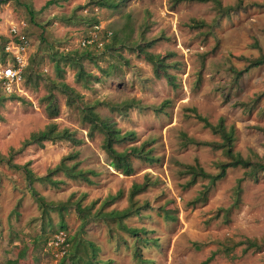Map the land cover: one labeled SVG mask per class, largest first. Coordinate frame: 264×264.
I'll return each instance as SVG.
<instances>
[{"label":"rangeland","instance_id":"rangeland-1","mask_svg":"<svg viewBox=\"0 0 264 264\" xmlns=\"http://www.w3.org/2000/svg\"><path fill=\"white\" fill-rule=\"evenodd\" d=\"M47 1L0 0V72L13 64L12 41L22 36L28 45L17 54L20 71L39 76L35 84L0 80V264H83L91 253L93 264H139L135 250L145 264H198L211 253L208 264H264V247L242 251L248 240H264V172L252 180L246 168L229 167L213 183L197 177L188 186L184 173L185 165L198 164L214 174L226 160L221 150L186 141H220L195 113L211 124L222 118L234 130L232 150L264 160L257 129L264 128V63L254 64L264 55V0H240L226 14L210 0H109L113 8ZM218 1L223 8L236 7L237 0ZM84 38L94 42L83 47ZM138 45L163 57L165 66L155 72ZM66 56L81 60L98 80H76ZM243 68L235 80L233 73ZM85 108L114 122L119 133H134L113 145L130 166L127 174L111 166L103 135H88ZM49 124L73 132L80 143L22 147ZM139 147L149 161L134 155ZM71 150L78 153L77 168L94 172L90 183L61 172L51 173L57 186L38 180ZM144 181L145 189L131 197L129 216L104 215L126 208L131 185ZM35 196L52 206L42 211ZM109 196L115 197L105 203ZM75 201L98 215L82 225ZM224 246H231L228 253Z\"/></svg>","mask_w":264,"mask_h":264},{"label":"trees","instance_id":"trees-1","mask_svg":"<svg viewBox=\"0 0 264 264\" xmlns=\"http://www.w3.org/2000/svg\"><path fill=\"white\" fill-rule=\"evenodd\" d=\"M173 2L176 1H180V0H172ZM198 2H203L206 0H195ZM214 3V5L216 6V8L219 10V12L221 14H226L229 13L232 10H235L238 5H240V0L236 1V7L235 6H225V7H221L220 3L218 0H210ZM51 3H56V0H48L45 5L51 4ZM89 3L97 6L98 8H113L114 4L109 1V0H89ZM27 11H29V8L26 9ZM92 23H94V25L97 23L96 20H93ZM195 26L197 25H202L201 22H197L194 24ZM23 38V37H22ZM14 42H18V38H13ZM150 43H143L141 45L143 46H148ZM140 45H138L137 47H139ZM86 47V46H85ZM142 46H140L139 50L143 51V48H141ZM4 50V47L1 46V51ZM145 57L152 63V67L157 70H160L161 68H163L165 66V63L163 62V57H159L157 55H152L148 52H146L145 50L142 52ZM83 55L85 57H88V51H85L83 53ZM12 58V63L15 65V60L13 58V56H11ZM65 60L70 62L72 65V67H74L76 69L75 72V78L76 80H80L83 83L92 80V81H97L98 78L96 76L90 75L89 73H85L83 70V66L81 63V60L78 59H74L73 57H69L66 56ZM260 63H264V55L262 56L261 61H255L254 64H260ZM127 65V63H126ZM55 68H56V73L59 74V68L57 66V64H55ZM245 69L243 68L242 70H237L233 73L234 75V79L236 80L241 73L244 71ZM156 72V70H155ZM107 73V72H105ZM20 78L21 80L24 82L26 80H33V83H37V79L39 78L37 73H28L25 74L23 70L20 71ZM24 79V80H23ZM5 81V79H0ZM68 96H67V104L70 105L71 100L69 99V93L70 90L68 89ZM132 101L130 102H123L120 106H118V110H122L125 109L127 106L131 105ZM164 105V104H163ZM162 107H158L155 108V111H161ZM195 117L197 118V120L202 122V125L204 127H207L211 130L212 133L217 134L220 141H212V142H198V141H194L191 138H186L187 142L190 143H196V144H201V145H205V146H210L213 150H221L223 155L226 157V160L223 162H219L217 164V171L214 174H209L206 173L198 164H194L192 166H188L185 165V170L184 173H188L189 174V179L188 181L185 183L187 186L191 185L192 183H194V181L196 180L197 177H201V178H207L209 183H213L214 181H216L217 179L221 178L224 176L225 174V170L229 167H243L246 168L245 171V175L252 179L255 180L256 175L258 172H264V160H262L261 158H258V156L256 154H253L254 160H250L248 158H243L239 153L235 152L232 150V141H233V134H234V130L232 126H229L226 128V126L223 123L222 118H219L217 120L216 123L211 124L209 123L204 117L198 115V114H194ZM82 120L88 122V135L91 136L93 135V132L96 131L98 133H101L103 136L102 138V143H101V148L102 150L112 159L111 161V166L114 169L120 170L121 172H124V174H127L130 170V166L128 163H126L123 159H121V157L118 155L117 156V151L113 148L114 144H118L124 141H128L133 139L134 133L132 131H125L123 133H119L118 128L115 127L114 122L106 119V118H100L96 113H94L92 110L85 108V110L82 113ZM258 130H260L262 132V135L264 137V128H260L257 127ZM56 140H63V141H68L73 145L79 144L80 143V139L75 138L73 136V132L69 131L68 129H61V130H56L55 129V125L54 124H49L47 126H45L43 129L38 130L36 132H32L30 133V135L28 136L27 139H25L22 143V147L25 145H30V144H35L37 146H42V142L43 141H56ZM146 153H148L146 151ZM144 152V150H142L141 147L136 148L135 150V156L138 158H141L142 160H146L149 161L148 159L151 158L149 156V154H146ZM77 151L71 150L67 155H65L64 157H62L60 159V161L58 162V164L52 168L51 170H49L47 172V174L45 176H43L42 178H38V180H42V182H47L48 184H50L51 186H57L58 181L54 180L51 178V173H57V172H61L66 178L68 179H73V180H77V181H84L86 183H90L91 180L88 177V174H92L94 173L92 170H85V169H81V168H77ZM5 159L3 156L0 155V162ZM27 180L30 182L33 179L30 178L29 176L27 177ZM146 183L147 182H143L141 184H136L133 183L128 191V201L129 204L126 208L120 210V211H110L108 213H104V215L109 216V217H115L117 218L119 221L121 218L127 217L132 213L131 210V197L138 192H141L143 189H145L146 187ZM31 189V188H30ZM31 192L35 194V191L31 189ZM239 193V188L237 185V189L235 190V194ZM115 196H109L106 200L105 203H109L110 201H112L114 199ZM35 199L40 207V209H42V211H45L46 208L49 206H52L51 202H45L44 199L41 196H35ZM237 202V198L234 201V204H236ZM74 210L77 212L79 218L81 219V224L84 225L87 221L88 217L91 216H97L98 213H93V214H88V209L84 208V207H80L79 202L75 201L74 203ZM57 207L61 208L64 210V205L63 204H58L56 205ZM223 215L226 216L227 215V211L225 210L223 212ZM128 232H131L133 235L138 236V232L139 230L135 229V228H127ZM89 246L92 247L91 243H88ZM262 247H264V240H262L261 242H256L254 240H248L246 242V245L244 248H242V251H246L248 249H252L253 251H258L260 250ZM134 248H136V246H134ZM224 253H228L229 250L231 249V246H224L222 248ZM213 253H211L209 256H207L205 259H203L202 261H200L198 264H208L209 261L212 258ZM134 257L136 259V261L139 264H145L147 263V260H144L140 257L139 254H137L136 250L134 251ZM93 258V254L91 253L90 257L88 259L85 260V262L83 264H93L91 259ZM80 259H75L73 260V264H79ZM105 264H111V262L109 260H106L104 262ZM8 264H17L15 261L12 262H8Z\"/></svg>","mask_w":264,"mask_h":264},{"label":"built area","instance_id":"built-area-1","mask_svg":"<svg viewBox=\"0 0 264 264\" xmlns=\"http://www.w3.org/2000/svg\"><path fill=\"white\" fill-rule=\"evenodd\" d=\"M11 31L15 32L14 29H12ZM16 37V36H14ZM16 38H18V42H13V47L16 49V54L13 56L14 60H15V65L14 64H6L2 67L1 72H0V79H5V81H19L20 80V64H21V60L18 57V53L19 52H24V50L27 48V40L22 38V36H17ZM94 40L93 39H89V38H84L80 41V45L85 47L90 45L91 43H93ZM6 50H8V46L5 48Z\"/></svg>","mask_w":264,"mask_h":264}]
</instances>
